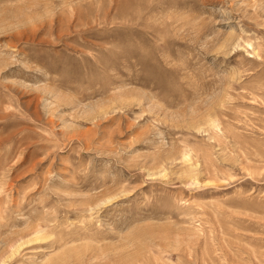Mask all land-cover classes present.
Returning <instances> with one entry per match:
<instances>
[{
    "label": "rangeland",
    "instance_id": "obj_1",
    "mask_svg": "<svg viewBox=\"0 0 264 264\" xmlns=\"http://www.w3.org/2000/svg\"><path fill=\"white\" fill-rule=\"evenodd\" d=\"M0 264H264V0H0Z\"/></svg>",
    "mask_w": 264,
    "mask_h": 264
},
{
    "label": "bare ground",
    "instance_id": "obj_2",
    "mask_svg": "<svg viewBox=\"0 0 264 264\" xmlns=\"http://www.w3.org/2000/svg\"><path fill=\"white\" fill-rule=\"evenodd\" d=\"M39 229H40V228H39ZM42 230H43V229H42ZM38 231H39V230H38ZM37 233H38V232H37ZM37 233H36V234H37ZM39 233H40V232H39Z\"/></svg>",
    "mask_w": 264,
    "mask_h": 264
}]
</instances>
